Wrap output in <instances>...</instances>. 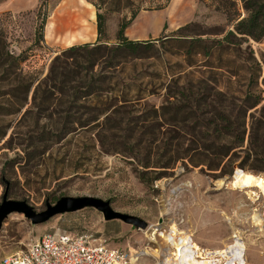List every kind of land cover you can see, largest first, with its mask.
<instances>
[{
    "label": "rangeland",
    "instance_id": "374dc122",
    "mask_svg": "<svg viewBox=\"0 0 264 264\" xmlns=\"http://www.w3.org/2000/svg\"><path fill=\"white\" fill-rule=\"evenodd\" d=\"M42 1L0 0V31L9 51L26 56L21 70L34 82L25 96L15 88L19 80L0 77V106L13 111H0V203L8 181L9 197L38 211L62 196H95L149 227L106 221L95 207L44 224L14 212L0 229V262L47 232H88L128 249L133 264H161L148 232L173 220L212 251L231 245L236 230L247 264H264V229L253 223L264 210L245 193L215 185L237 169L264 174V37L236 34L223 41L234 30L223 0H171L165 9L142 10L125 31L131 40H154L151 49L111 63L109 57L69 60L55 77L50 65L62 51L98 43L99 2L46 0L39 18ZM142 1L147 8L154 0ZM234 8L246 14L241 0ZM44 15L45 38L38 43L35 30ZM129 15L107 11L102 44L118 43V25ZM256 99L261 105L245 115ZM219 112L232 117L235 134L245 132L243 142L215 131ZM220 134V144L236 147L211 170L212 138ZM159 172L165 174L156 179Z\"/></svg>",
    "mask_w": 264,
    "mask_h": 264
},
{
    "label": "trees",
    "instance_id": "16d2710c",
    "mask_svg": "<svg viewBox=\"0 0 264 264\" xmlns=\"http://www.w3.org/2000/svg\"><path fill=\"white\" fill-rule=\"evenodd\" d=\"M140 1L141 2L136 4L135 0H98L99 9L96 14L98 43L91 44L88 42V44L72 45L69 48L65 49L64 51H62L61 54L57 55V57L51 62L50 73H53L55 77L59 76L60 74H64L65 70L67 69L66 64L69 60L77 61L82 58L89 59L90 61L95 62L100 58L102 59L104 57H109V62L111 63L112 60L120 58V56L125 55L126 53H135L141 49H151V47L154 46V40H131L128 38L125 31L134 23L138 14L142 10L165 9V7L168 6L171 0H154L149 4L147 8L143 6L144 1ZM223 1L225 2V4L228 5L227 10H225L226 14L234 23V30L231 29L225 36L223 41L229 42L230 37L233 35L235 36L236 34H245L255 39L256 41H259L261 38L264 37V0H241V2L243 3L244 11L246 13L244 16H242V14H240V12L236 8H234V5H236V1L238 0ZM45 3L46 0H43L40 3V8L38 12L39 18L41 16L42 10L46 6ZM108 5L115 9H107L106 6ZM110 10L117 13L127 10L128 13H130L129 16H123V19L118 25V30L116 32L118 43L116 45H107L105 43H101L102 39L107 35V11ZM41 19L42 20L40 24L35 30L36 42L38 43H41V41L45 38L44 30L48 21L47 15H44ZM223 41H219V43H222ZM7 44L8 43L6 37L4 36V32L0 31V71L2 72V75L0 77L3 79H10L14 77V80H19L18 84L15 85V88L18 91L23 92V94H25L26 96L27 93L30 92L31 87L34 84L31 79L26 80V76L22 73L21 70V64L26 60V56L24 54H16L15 52L9 51ZM262 99H256L254 102L248 105V108L245 110V115L247 114L250 108H256L257 106L261 105L263 101ZM20 108L21 106L16 108L15 112L19 111ZM0 109V111L5 114H11V112H13L2 106H0ZM262 111H264V104H262L261 106V112ZM211 124L212 127H214L215 131H225L222 136H235L241 139V142L244 141L245 132L235 134V131H233L235 123L232 117L227 115L226 113L219 112L218 116L213 119ZM220 136L221 134L212 138L213 145L217 144V148L213 153L215 155V158L209 164L211 170H217V167L220 166V164L224 161L225 158L230 156L232 149L236 147H229L224 144H220V142H218L217 140L220 139ZM249 151L257 156L263 155V152L256 147H250ZM145 167H148V164H146ZM164 167H169V165ZM163 174L165 173L159 172L155 178H161Z\"/></svg>",
    "mask_w": 264,
    "mask_h": 264
},
{
    "label": "bare ground",
    "instance_id": "6f19581e",
    "mask_svg": "<svg viewBox=\"0 0 264 264\" xmlns=\"http://www.w3.org/2000/svg\"><path fill=\"white\" fill-rule=\"evenodd\" d=\"M166 183L163 182L162 185L165 186ZM215 185L245 193L264 210V174L237 169L233 179H219ZM162 210L163 213L168 210L165 200ZM253 223L264 229V217L261 214H254ZM148 236L157 245L154 255L161 259V264H247L242 234L236 230L232 237L233 243L219 251L201 248L192 235L183 232L173 220L161 227H153Z\"/></svg>",
    "mask_w": 264,
    "mask_h": 264
},
{
    "label": "built area",
    "instance_id": "2783aa9c",
    "mask_svg": "<svg viewBox=\"0 0 264 264\" xmlns=\"http://www.w3.org/2000/svg\"><path fill=\"white\" fill-rule=\"evenodd\" d=\"M128 249L94 233H50L32 238L25 248L5 255L0 264H133Z\"/></svg>",
    "mask_w": 264,
    "mask_h": 264
},
{
    "label": "water",
    "instance_id": "95a60500",
    "mask_svg": "<svg viewBox=\"0 0 264 264\" xmlns=\"http://www.w3.org/2000/svg\"><path fill=\"white\" fill-rule=\"evenodd\" d=\"M234 174L233 176L229 177V179H233ZM3 179L6 180L5 177ZM8 192L9 182L6 181V190L4 191V195L2 196V201L0 203V229L3 226L4 220L14 212L24 214L25 217L31 220V222L34 224H44L52 217L61 215V213L77 212V210L86 207L97 208L102 212L106 221L120 219L132 224L133 226H136L139 229H146L149 227V223L146 220L128 213H121L113 208L110 200H104L95 196H62L54 204L47 203L46 210L38 211L31 204L29 205L25 200L11 199Z\"/></svg>",
    "mask_w": 264,
    "mask_h": 264
},
{
    "label": "crops",
    "instance_id": "0c3cea01",
    "mask_svg": "<svg viewBox=\"0 0 264 264\" xmlns=\"http://www.w3.org/2000/svg\"><path fill=\"white\" fill-rule=\"evenodd\" d=\"M51 24H53V23L51 22L50 24H48V26H47V32L50 30V25H51ZM126 33H127V36L130 37V36H129L130 33H128V32H126Z\"/></svg>",
    "mask_w": 264,
    "mask_h": 264
}]
</instances>
